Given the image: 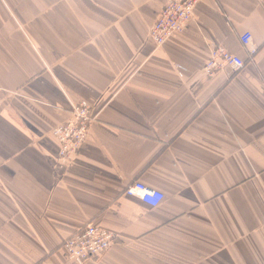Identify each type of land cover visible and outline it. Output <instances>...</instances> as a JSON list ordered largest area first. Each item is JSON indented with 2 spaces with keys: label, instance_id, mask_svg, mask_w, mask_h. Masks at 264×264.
I'll return each mask as SVG.
<instances>
[{
  "label": "crops",
  "instance_id": "obj_1",
  "mask_svg": "<svg viewBox=\"0 0 264 264\" xmlns=\"http://www.w3.org/2000/svg\"><path fill=\"white\" fill-rule=\"evenodd\" d=\"M168 1L0 0V264H67L87 224L115 237L86 264H135L145 244L264 264V0H199L157 47ZM214 47L243 68L206 75ZM79 102L94 121L64 163L51 131Z\"/></svg>",
  "mask_w": 264,
  "mask_h": 264
},
{
  "label": "built area",
  "instance_id": "obj_2",
  "mask_svg": "<svg viewBox=\"0 0 264 264\" xmlns=\"http://www.w3.org/2000/svg\"><path fill=\"white\" fill-rule=\"evenodd\" d=\"M199 0H169L160 10L155 23L150 29L149 37L157 47L164 44L175 34L181 33L192 20L195 6ZM245 48H250V36L241 37ZM244 61L229 53L222 47H214L203 66V72L213 76L225 68L239 71ZM94 118L91 106L86 102L74 104L69 111L68 119L55 126L51 135L59 144L58 158L70 163L86 141ZM124 193L137 197L151 208H156L163 200V194L152 190L139 182L127 186ZM114 234L92 224H87L68 237L62 244L67 264H86L105 254L114 243Z\"/></svg>",
  "mask_w": 264,
  "mask_h": 264
},
{
  "label": "rangeland",
  "instance_id": "obj_3",
  "mask_svg": "<svg viewBox=\"0 0 264 264\" xmlns=\"http://www.w3.org/2000/svg\"><path fill=\"white\" fill-rule=\"evenodd\" d=\"M166 247L168 246L161 245L158 248L148 244L135 247V264H191L179 256V251H170Z\"/></svg>",
  "mask_w": 264,
  "mask_h": 264
}]
</instances>
